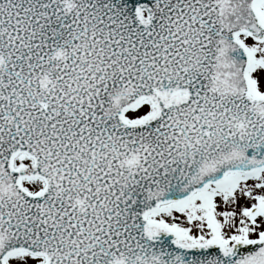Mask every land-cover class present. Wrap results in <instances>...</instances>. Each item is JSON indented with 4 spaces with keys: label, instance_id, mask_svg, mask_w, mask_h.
<instances>
[{
    "label": "snow or ice",
    "instance_id": "obj_1",
    "mask_svg": "<svg viewBox=\"0 0 264 264\" xmlns=\"http://www.w3.org/2000/svg\"><path fill=\"white\" fill-rule=\"evenodd\" d=\"M0 264H264V0H0Z\"/></svg>",
    "mask_w": 264,
    "mask_h": 264
}]
</instances>
